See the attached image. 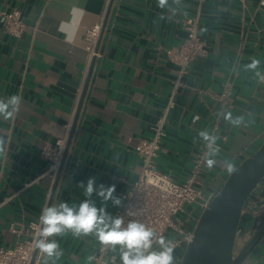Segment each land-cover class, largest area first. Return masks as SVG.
Masks as SVG:
<instances>
[{
  "label": "crops",
  "instance_id": "obj_1",
  "mask_svg": "<svg viewBox=\"0 0 264 264\" xmlns=\"http://www.w3.org/2000/svg\"><path fill=\"white\" fill-rule=\"evenodd\" d=\"M110 0H0V11L21 10L26 29L20 37L0 23V99L19 95L12 120L0 119L4 153L0 155V247L30 239L40 222L55 177L51 160L41 154L69 136L80 109L51 206L67 202L78 208L90 199L114 216L115 206L78 187L94 177L96 185H115L122 200L137 179L141 159L136 145L151 137L164 114L179 66L165 48L183 41L182 20L199 11V34L207 54L187 67L164 119L157 157L159 169L182 182L207 132L215 141L199 172L198 184L214 196L230 174L264 141V0H113L98 54L90 69L85 35L105 19ZM260 60L249 69L252 59ZM259 73V75H257ZM230 84L229 103L215 97ZM84 92V94H83ZM82 99V100H81ZM231 114V120L226 119ZM240 118L239 123H233ZM71 124V126H70ZM70 126V129H69ZM226 136L223 139V136ZM218 153H211L216 149ZM214 159L212 168L206 160ZM264 205V182L254 192ZM22 229L20 235L10 226ZM27 229V230H26ZM166 241L172 232L163 236ZM62 255L48 264H90L102 245L94 233L71 230L49 237ZM159 251V243L153 251ZM108 253L119 259V246ZM174 248V258L182 256ZM45 257L42 254L40 264ZM180 264V263H178ZM245 264H264V240Z\"/></svg>",
  "mask_w": 264,
  "mask_h": 264
},
{
  "label": "built area",
  "instance_id": "obj_2",
  "mask_svg": "<svg viewBox=\"0 0 264 264\" xmlns=\"http://www.w3.org/2000/svg\"><path fill=\"white\" fill-rule=\"evenodd\" d=\"M203 0H199L201 3ZM199 11L182 20L186 35L182 42L165 48L168 58L179 66V72L174 81L168 103L164 107V114L156 126L154 134L142 138L136 145V151L141 159V170L130 189L122 194V204L115 210L113 217H122L124 226L131 220L144 223L155 232L152 248L157 246L161 236L172 232L174 237L169 245L174 249L182 247L183 252L192 238V234L202 211L212 196H207L196 180L208 153L215 146L209 141L203 142L197 155L193 159V166L189 176L182 182L175 180L170 174L158 167L157 157L160 143L164 136V119L169 110L175 105V94L181 85V79L187 67L193 60L207 54V43L199 34ZM104 18L91 28L85 35L89 64L98 54L97 43L101 33ZM2 28L10 35L20 37L26 29L21 10L13 8L0 11ZM230 84H226L222 91L215 95L222 104L229 103ZM71 126V124H70ZM69 126V129H70ZM226 136H223L225 139ZM66 139H59L54 145H46L41 154L51 160L50 174L56 176L59 168ZM133 211L135 215H128ZM42 227L41 222H32L27 229L33 230L30 239L18 240L12 247H0V264H40L43 253L35 248V240ZM10 229L20 235L22 229L11 224ZM26 229V230H27ZM109 246L101 245L90 264H121L120 259L108 253ZM183 255V253H182ZM182 256L178 257V263Z\"/></svg>",
  "mask_w": 264,
  "mask_h": 264
},
{
  "label": "clouds",
  "instance_id": "obj_3",
  "mask_svg": "<svg viewBox=\"0 0 264 264\" xmlns=\"http://www.w3.org/2000/svg\"><path fill=\"white\" fill-rule=\"evenodd\" d=\"M168 0H158V6L163 8ZM260 60L253 58L251 64L247 65L249 69H256ZM259 75V73H257ZM264 79V77H262ZM22 97L11 95L7 99H0V119L12 120L19 111ZM226 119L231 120V114H227ZM237 117L233 123H239ZM200 135L205 141L215 143L214 139L207 132H201ZM5 140L0 137V155L4 153L3 145ZM216 148L211 154L218 153ZM215 164L214 159L206 160V166L212 168ZM234 164L227 165L228 174L236 172ZM78 187L84 189L85 197H91L95 192L103 202L111 200L115 206H120L122 200L114 195L116 186L103 184L96 185L94 177L87 180L86 186L83 181ZM128 215H135L129 211ZM42 227L35 240V248L44 254L43 264H48L49 259L59 258L62 252L59 251V244L55 240H49V237L63 234L66 230H71L74 235H87L94 233L97 240L104 246H110L113 251L119 246V259L121 264H178L174 258V249L168 244L166 239L161 236L158 243L159 251H149L152 248V240L155 232L144 223L131 220L124 226L122 217H113L109 215L104 207L98 208L90 199H85L77 207L69 206L67 202H61L58 205L46 207L42 210L40 216ZM89 259H93L89 257ZM53 264L55 262L53 261Z\"/></svg>",
  "mask_w": 264,
  "mask_h": 264
},
{
  "label": "water",
  "instance_id": "obj_4",
  "mask_svg": "<svg viewBox=\"0 0 264 264\" xmlns=\"http://www.w3.org/2000/svg\"><path fill=\"white\" fill-rule=\"evenodd\" d=\"M112 2L113 0H110L106 11L97 49ZM94 62L95 57L91 60L90 69ZM80 105L66 141L47 207L51 206ZM236 169L202 211L180 264H245L264 240V205L256 204L258 201L254 194L264 182V141L253 154L237 165ZM238 235L248 236L249 241L235 255L234 244Z\"/></svg>",
  "mask_w": 264,
  "mask_h": 264
},
{
  "label": "rangeland",
  "instance_id": "obj_5",
  "mask_svg": "<svg viewBox=\"0 0 264 264\" xmlns=\"http://www.w3.org/2000/svg\"><path fill=\"white\" fill-rule=\"evenodd\" d=\"M246 241H249L248 240V236H246V235H244V236L238 235L236 237L235 244H234V252L237 251V249L239 248L240 243H243V242H246Z\"/></svg>",
  "mask_w": 264,
  "mask_h": 264
},
{
  "label": "flooded vegetation",
  "instance_id": "obj_6",
  "mask_svg": "<svg viewBox=\"0 0 264 264\" xmlns=\"http://www.w3.org/2000/svg\"><path fill=\"white\" fill-rule=\"evenodd\" d=\"M247 243L248 241L240 243L239 248L237 249L236 252H234V254L237 255Z\"/></svg>",
  "mask_w": 264,
  "mask_h": 264
}]
</instances>
